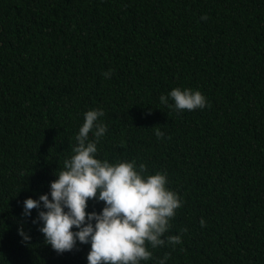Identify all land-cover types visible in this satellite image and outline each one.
Returning <instances> with one entry per match:
<instances>
[{"label":"trees","instance_id":"trees-1","mask_svg":"<svg viewBox=\"0 0 264 264\" xmlns=\"http://www.w3.org/2000/svg\"><path fill=\"white\" fill-rule=\"evenodd\" d=\"M174 87L207 106L169 109ZM92 108L99 157L167 171L183 200L165 233L182 243L142 264H264V0H0V264H87L90 245L57 254L21 211Z\"/></svg>","mask_w":264,"mask_h":264},{"label":"clouds","instance_id":"clouds-1","mask_svg":"<svg viewBox=\"0 0 264 264\" xmlns=\"http://www.w3.org/2000/svg\"><path fill=\"white\" fill-rule=\"evenodd\" d=\"M111 73L109 69L102 75L110 78ZM159 101L177 112L204 109L208 104L200 90L187 87H174ZM104 115L103 108L83 114L71 155L55 172L49 191L38 199L26 198L21 215L32 217V210H37L32 223L57 254L86 244L90 245L87 264H142L153 258L152 249L166 242L172 247L182 243L181 235L165 237V233L183 200L168 186L167 171L149 173L146 164L135 159L110 162L99 157L98 144L108 132L100 119ZM153 129L157 139L164 137L160 128ZM90 199L103 202L100 211H87ZM200 225L205 226L203 218ZM17 231L22 242L31 240L23 227ZM167 259L165 254L157 264H166Z\"/></svg>","mask_w":264,"mask_h":264}]
</instances>
